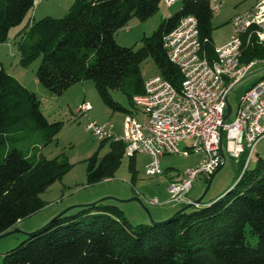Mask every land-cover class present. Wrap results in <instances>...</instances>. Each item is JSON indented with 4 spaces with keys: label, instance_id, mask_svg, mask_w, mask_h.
I'll use <instances>...</instances> for the list:
<instances>
[{
    "label": "trees",
    "instance_id": "obj_1",
    "mask_svg": "<svg viewBox=\"0 0 264 264\" xmlns=\"http://www.w3.org/2000/svg\"><path fill=\"white\" fill-rule=\"evenodd\" d=\"M35 0H0V44L7 43ZM161 0H73L61 18L44 17L17 34L19 65L37 58L35 77L55 96L91 81L112 111L133 113V97L144 93L141 64L151 59L177 91L182 75L163 45L166 34L186 16L197 21L201 55L215 58L210 0H182L140 45L120 46L116 33L133 18L146 21ZM264 59V41L243 48L241 64ZM263 79V78H262ZM120 91L128 107L111 98ZM62 122H49L37 95L6 72L0 60V235L19 220L45 207L41 199L70 169L64 156L46 159L40 149L53 142ZM28 141L25 148L17 143ZM108 151L86 160L87 185L113 178L126 147L103 140ZM135 156H128L135 177ZM245 154L236 162L238 176L223 193L156 223L132 224L115 204L96 202L65 213L5 252L1 264H264V160L243 171ZM73 212V211H72ZM256 242L251 245L246 229Z\"/></svg>",
    "mask_w": 264,
    "mask_h": 264
},
{
    "label": "rangeland",
    "instance_id": "obj_2",
    "mask_svg": "<svg viewBox=\"0 0 264 264\" xmlns=\"http://www.w3.org/2000/svg\"><path fill=\"white\" fill-rule=\"evenodd\" d=\"M72 2L73 0H35L33 8L27 13L23 21L9 31L7 44L0 47V58L4 63L6 72L15 77L22 86L37 95L41 102L42 112L49 122L59 121L63 123L62 129L53 142L40 149V153L46 159L64 156L72 164L70 171L41 194L45 207L36 214L19 220L14 230L18 229L24 232L31 230L30 233L36 232L57 217L59 212L64 210V208L78 205L79 200L87 201L81 203V205H88L107 199L103 203L117 205L132 224L160 222L157 219L170 214L173 215L183 207L182 205L166 203L169 199L167 186L179 174L193 167L199 160V157H183L177 154L165 155L160 158V166L163 173L149 177L145 174V166L148 164L150 158L146 154L137 153L134 168L136 174L133 179L132 173L128 168L129 158L128 155H125L113 178L103 180L94 185H87L86 160L94 154L100 159L108 151V144H104L102 148H99L101 141L86 131V124L90 121L97 123L111 122L115 125L118 133H121L124 113L112 112L103 103L91 81H85L74 87L77 91H73L72 96H55L42 87L35 77L40 58L34 60L27 67L19 65V55L16 47L17 34L28 23L36 22L44 17H63ZM238 4V0H221L216 4L211 3L212 7L214 5L217 6V11L213 12L212 17V40L215 47L227 41L230 30L229 20L237 12ZM180 7L181 2L168 9L161 5L159 10L146 21L133 18L124 28L116 33L117 43L124 47H132L134 45L138 47L142 37L150 36L165 17L175 13ZM256 70L259 72L244 81L229 95V103L232 106L233 113L228 121L232 120L239 95L256 81L264 78V59L257 60V64L253 67L252 72ZM158 74V69L150 58L141 64V75L144 81ZM110 95L114 101L128 107L126 97L120 91H110ZM76 99H80L79 104L82 101L88 102L92 109L84 116L76 115ZM132 112L135 113L136 111L133 110ZM137 113L138 116L141 115L139 112ZM28 143V141L18 142L17 147L25 148ZM258 158L264 160V138L257 144L249 168L255 165ZM236 176H238L236 161L225 155L223 166L216 172L211 182L208 184V181L204 177H200L193 183L188 196L195 201L204 194L202 202H208L232 185ZM153 198L158 199V205H150L148 203ZM133 199H138V201H134ZM62 207L63 209L60 210ZM76 209L71 210L70 213H74ZM56 211L59 212L52 216ZM28 234L22 235V233L17 232L0 238V264L2 263L3 254L24 241ZM246 237L251 245L255 244L256 237L250 235L248 228L246 229Z\"/></svg>",
    "mask_w": 264,
    "mask_h": 264
},
{
    "label": "built area",
    "instance_id": "obj_3",
    "mask_svg": "<svg viewBox=\"0 0 264 264\" xmlns=\"http://www.w3.org/2000/svg\"><path fill=\"white\" fill-rule=\"evenodd\" d=\"M181 1L161 0V3L170 8ZM217 1L210 0L211 3ZM212 10L217 11V6ZM230 25L229 40L214 47L215 58L210 61L201 55L195 17H183L163 38L168 59L182 75L180 89L177 91L156 75L144 81L143 94L133 97L136 112L124 114L121 133L111 122L90 121L85 126L99 141L109 139L124 143L128 156L148 155L145 174L149 177L163 173L160 158L165 155L199 157L193 167L182 173L180 180L169 183L167 204H193L188 196L193 183L200 177L208 181L221 167L224 162L220 154L221 131L224 155L237 162L245 154L243 171L249 167L257 144L264 138V78L239 95L232 120L224 119L227 92L257 64V61L241 64L240 59L245 46L264 41V0L236 14ZM91 109L90 104L84 102L75 109V114L84 116ZM137 112L144 118H138ZM148 203L158 205L159 201L153 198Z\"/></svg>",
    "mask_w": 264,
    "mask_h": 264
},
{
    "label": "crops",
    "instance_id": "obj_4",
    "mask_svg": "<svg viewBox=\"0 0 264 264\" xmlns=\"http://www.w3.org/2000/svg\"><path fill=\"white\" fill-rule=\"evenodd\" d=\"M221 0H218L216 3H219ZM258 0H238V7H237V12H235V14L230 18V20H229V28H230V30H229V33H228V38H227V41L229 40V38H230V35H231V32H232V28H231V25H230V21H231V19L236 15V14H239V13H242V12H244V11H246V10H249L250 8H252L255 4H256V2H257ZM215 3V4H216ZM168 9V8H167ZM216 12V11H215ZM226 41V42H227ZM225 42V43H226ZM4 44H7V43H4ZM4 44H0L1 46L0 47H2V45H4ZM224 44V43H223ZM223 44H221V45H223ZM215 46V45H214ZM12 54V53H11ZM0 60H1V58H0ZM1 62H2V60H1ZM2 64H3V66H4V63L2 62ZM15 78V77H14ZM80 83H78V84H75V85H73L72 87H70L69 89H67L61 96L63 97V96H65V95H67L68 97L69 96H72L73 95V91H77L76 90V88H74V87H76L77 85H79ZM71 89H75V90H71ZM246 90V89H245ZM67 93H69V94H67ZM71 98V97H70ZM69 98V99H70ZM79 102H80V99H76V101H75V104H77L76 105V108L77 107H79L82 103H84L83 101L79 104ZM71 103V102H70ZM88 103V102H87ZM69 104V103H68ZM75 108V109H76ZM138 116V115H137ZM138 118H144L143 116H138ZM182 178V173L181 174H179V176L178 177H176V178H174L172 181H176V180H180ZM105 180H107V179H105ZM93 200V199H92ZM84 202H87V201H80L79 200V206L81 205V203H84ZM68 204H70V203H68ZM72 204V203H71ZM88 204V203H87ZM78 205H72V206H70V207H67V208H64V210H62L63 209V207L60 209V210H62L61 212H59V211H56L55 213H53V215L52 216H54L55 214H57L58 212H59V214L60 213H62V212H70L71 210H73V209H75V208H77L78 207ZM82 205H86V204H82ZM65 207V206H64ZM41 211V210H40ZM172 214H170V215H167V216H165V217H161V218H159V219H157V221L158 220H163V219H166V218H168V217H170ZM51 216V217H52ZM156 220V219H155ZM45 222V221H44ZM16 225H17V223L9 230V231H13L14 229H15V227H16ZM34 230V229H33ZM9 231H7V232H9ZM30 231L31 230H27V231H20V230H18V229H16V232L15 233H17V232H20V233H22V235H25L26 233H30ZM13 234V233H12Z\"/></svg>",
    "mask_w": 264,
    "mask_h": 264
},
{
    "label": "water",
    "instance_id": "obj_5",
    "mask_svg": "<svg viewBox=\"0 0 264 264\" xmlns=\"http://www.w3.org/2000/svg\"><path fill=\"white\" fill-rule=\"evenodd\" d=\"M257 72H259V71H253V72H250L249 74H247L240 82H238L233 88H231L228 92H227V94H226V96H225V105H226V107H225V117H224V119L225 120H227V119H229L230 118V116H231V114H232V106L230 105V103H229V95L233 92V90L236 88V87H238V86H240L244 81H246L248 78H250V77H252V76H254ZM222 138H223V133H222V131L220 132V154H221V156H222V158H223V161L225 162V155H224V152H223V148H222ZM224 162H223V164H224ZM223 164L221 165V167L223 166ZM220 167V168H221ZM219 168V169H220ZM219 169L217 170V171H219ZM217 171H215L211 176H210V178L208 179V184L211 182V180H212V178H213V176L216 174V172ZM208 188V187H207ZM203 196H204V194H203ZM203 196L201 197V198H199L198 200H195L194 202H193V204H189V205H185V206H183L179 211H177L176 213H178V212H180V211H184V210H186V209H188V208H191V207H198L199 205H200V202L202 201V199H203ZM105 200H107V199H103V200H100L99 202H103V201H105ZM134 201H138V199H133ZM96 203V202H95ZM94 204V203H93ZM88 205H91V204H88ZM81 206H86V205H81ZM81 206H78V207H81ZM77 207V208H78ZM66 212H62V213H60L57 217H59L60 215H62V214H65ZM175 213V214H176ZM56 218V217H55ZM54 218V219H55ZM52 221V220H51ZM152 223H156V222H152ZM16 232V230H13V231H9V232H6V233H4V234H2V235H0V238H2V237H5V236H7V235H11L12 233H15ZM33 233H36V232H33ZM33 233H30V234H28V233H26V234H28L27 236H29V235H32ZM25 234V235H26Z\"/></svg>",
    "mask_w": 264,
    "mask_h": 264
}]
</instances>
